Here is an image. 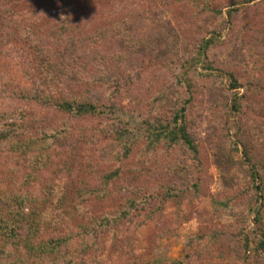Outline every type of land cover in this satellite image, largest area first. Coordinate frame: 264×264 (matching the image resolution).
I'll return each instance as SVG.
<instances>
[{"label":"rangeland","instance_id":"obj_1","mask_svg":"<svg viewBox=\"0 0 264 264\" xmlns=\"http://www.w3.org/2000/svg\"><path fill=\"white\" fill-rule=\"evenodd\" d=\"M0 7L12 10L19 23L49 26L48 21L56 16L59 21L69 22L72 28L79 27L88 40L79 42L72 59H78V64L86 67L84 80L99 77L100 69L104 70L103 56L96 61L93 57L97 59V54L109 47L103 55L111 71L129 85L123 98L116 97L112 110L98 117H72L25 100L24 91L44 89L46 84H42L32 54L22 42L10 36L15 32L13 27H5L4 31L0 26V127H25L28 131H34L36 125L68 127L63 138L48 149L44 164L33 169L24 165L20 172L14 171L16 162L0 164V186L32 192L47 200L45 203L40 199L34 211L36 215L42 211L38 216L41 226L38 239L45 241L56 233L60 236L76 234L80 232L78 225L91 226L92 221L117 213L125 206L123 197L109 196L101 200L88 195L85 207L82 206L87 214L81 216L75 208V195L71 194L80 183L72 184L68 188L72 191H68L63 183L65 176L68 170L74 169L73 163L81 168L85 161L98 163L99 148L114 134L110 122L126 128L131 154L125 167L133 168L135 162L137 167H142L139 161L146 155L143 146L147 135L144 121L154 117L149 103L142 98H148L145 89H168L170 95L159 101L157 107L166 117L179 107L169 99L176 98L180 106L184 103L189 129L201 143L200 172L196 171L187 181V177L164 175L163 166L156 174L154 166L148 164L150 166H143L142 174H131L130 182L141 181L138 188L132 187L131 196L145 195L147 203L135 207L129 217L116 226L110 224L105 230L98 229L95 236L85 233L83 240L87 245L78 259L87 264H174L184 257L185 247L196 236L203 244L208 242L210 252L195 264H237L242 261L237 236L245 230L253 241L252 257L248 252L251 259L247 264H257L256 258L264 264V252L254 243L264 231V214L260 222L253 220L258 202L248 175L238 168L233 169L230 171L232 184L228 186L213 162V148L205 142L208 129L215 127L226 134L222 142L217 143L221 150L226 143L244 137L264 155V0H0ZM230 9L234 12L228 15ZM49 35L44 41L40 36L36 40L48 44L54 58L56 42ZM212 35L216 43L210 47L209 57L216 69L207 71L199 64L203 55L197 48L202 39ZM226 73L240 79L242 87L231 89ZM89 83L94 84V81ZM65 85L66 82L47 83L51 91L63 94L67 93ZM80 88L75 86L72 92ZM85 88L89 89L88 83ZM233 98L240 108L235 114L231 111ZM18 137L24 139V135ZM29 152L35 153L34 148ZM9 154L18 156L17 152L8 151ZM186 156H190L189 151L178 150L168 159L171 162ZM161 161V164L166 163L164 158ZM65 163L69 167L63 166ZM29 173L31 179L22 186L23 178ZM198 177V188L191 187ZM94 181L92 177L83 185ZM168 187L175 191L179 187L177 195L175 199L162 201ZM62 189L68 192L59 219L53 215L52 202L59 197L56 190ZM228 199L232 200V209L222 204L216 208V202ZM25 212L30 213V210L27 208ZM235 212L245 220H237ZM52 229L57 231L52 232ZM75 240L73 246L78 245Z\"/></svg>","mask_w":264,"mask_h":264},{"label":"trees","instance_id":"obj_2","mask_svg":"<svg viewBox=\"0 0 264 264\" xmlns=\"http://www.w3.org/2000/svg\"><path fill=\"white\" fill-rule=\"evenodd\" d=\"M216 12L219 14L220 9L216 10ZM232 12H234V9L228 10L227 13L231 15ZM200 14L196 15L200 16ZM54 18L57 21H54ZM48 22L51 25L19 23L15 19L12 10L0 7V26L4 27V31L7 30L8 26L13 27L12 30L15 32H11L13 35L10 36H14V38H17L19 42H22L26 46L28 53L33 56L35 66L42 79V84H46V88L44 89L38 90L32 88L31 90L24 91L23 97L25 100L38 105L52 107L56 111L83 119L98 117L106 111L112 110L115 106L116 97L121 96L123 98L125 96V89L129 85L111 71L109 63L103 55L104 52L109 50V47H105L107 49L102 50V53H98L97 59L95 56L93 57V60L96 61L103 56L104 70L100 69V75L97 79H92L91 77L89 81H85L83 73L87 72L86 67L79 65L78 59L74 60L72 56L76 54L79 42L82 39H88L84 38V35L80 33L79 27L75 26V28H72L66 20L59 21L56 16H53ZM207 32L213 31L207 30ZM95 33L98 34V32ZM47 34H50L49 38L53 42H56L54 58L49 53L48 44H41L39 42L40 39L44 41V38H47ZM37 36H40L39 40H36ZM215 43V35H212L210 38L202 39L201 44L197 48V51L203 55V59L200 60L199 64L203 66L204 70L213 71L216 69L212 59L209 57L210 47ZM97 50L99 51V49ZM226 75L228 76L231 89L242 87L240 79L235 77L233 73H226ZM92 81H94V84L89 83ZM51 82L55 84L66 82L67 93L63 94L51 91L47 87V83ZM87 83L89 89L85 88ZM75 86H79L82 89L80 88L78 92L74 93L72 89ZM88 90L92 91V93H89ZM145 91H147L148 98L142 99L146 103H149L150 112H152L154 117L152 119H145L144 121L147 135L146 143L143 146V154L146 155L142 156V162L139 161L142 167H137L135 161L133 168L125 167V162L131 154V148L126 139V128L115 125V122H110L109 126H113L111 127V131L114 134L106 144L99 148L96 158L98 159V163L92 160L85 161L82 168L78 166L79 164L73 163L74 169L68 170V174L65 176L66 182H63L66 183L67 189L72 184L80 183V186L76 190H73L71 194L75 195L74 202L77 201L75 202V208L79 210L81 216L85 213L87 214L85 209L84 211L82 210V206L85 207L88 195H95L101 200L109 198V196L119 199L123 197L126 199L125 206L117 213L104 215L98 221H92L93 224L91 223V226L85 224L78 225L80 232L66 235L68 238L56 233L54 237H49L43 241L42 238L38 239L37 237L41 230L38 228L40 226L38 216L42 215V211L39 215H36L34 211L39 207L40 199H43L45 203L47 200L42 195L32 194V192L28 193V191L23 192L12 187L6 188L0 186V264H87L82 259H78L83 254V249L87 245L83 240L84 234L89 235L91 233L95 236L98 229L105 230L110 224L116 226L121 220H126L135 207L138 205L143 206V204L147 203L145 195L141 194L140 198L131 196L132 187L137 186L138 188V184L141 182L140 180L130 182L131 174L134 172L142 174L143 166H150L148 164L154 166L156 174L160 172L163 166L164 175L171 174L176 177H187V181L194 176L193 174L196 171L200 172L201 143L197 138L195 139V136L189 129L188 121L185 118V106L182 105L184 103L180 106L176 98L169 99V101L175 104L174 106L179 107H176V110L171 115L169 114L165 117L162 116L161 109L157 106L159 101L166 100L167 95H170L169 90L145 89ZM126 94L130 93L126 92ZM98 100L106 101V103H100ZM140 101L141 97H139L138 102ZM231 111L234 114L240 111L239 102L234 98L232 99ZM20 114L24 116L23 113ZM67 131L68 127L65 129V127L57 126L39 127L36 125L34 131H28L25 127H22V129H16L15 126L9 128L0 127V164L8 162L10 165L16 162L14 171L17 172H20L24 165L29 169H33L35 166L44 164L48 158V149L53 144H56L59 139L63 138L62 134ZM20 135H24V139L19 138L18 136ZM223 135L225 136L226 134L222 133L220 129L215 127L208 129V138L205 142L213 148V162L218 167L221 177L225 180V183H228V186L232 184V174H230V171L233 169L238 168L248 175L249 181L255 191V201L258 202V209L253 220L260 222L264 214V155L260 153L259 148H255L258 146L254 145L255 147H252L244 137H237L235 141L226 143V146L221 150V147L217 143L222 142L221 138H223ZM31 147L34 148L35 153L29 152ZM185 149L190 152L189 157L177 158L169 162L170 159L168 158L174 152H178V150L181 152ZM8 151L10 153L17 152L18 156L7 155ZM27 153L28 155H26ZM23 155L26 156L24 157ZM162 158H164V162L166 163L161 164ZM63 166L69 167V164L65 163ZM84 171L88 172L86 173L87 175H85ZM94 174L96 175L94 176ZM20 176L17 178L21 181ZM31 176V173H29L23 178V182H21L22 186L29 182ZM92 177L93 181H95L91 185L88 183L87 186H84V182ZM199 182L200 178L198 177L191 184V187L197 189ZM177 189L179 190V187ZM177 189L175 191L174 188L168 187L161 200L175 199ZM68 191H72V189H68ZM68 191L63 189L56 190L55 193L59 197L55 201L53 200L55 198H51L53 200L52 203H54L52 205L55 206L52 207V205L48 204L52 207L53 215H57L59 219L63 215V202ZM58 202L62 203L59 204ZM31 204L32 206H30ZM219 204H222L225 208H233L231 199L225 200L222 203L216 202V208ZM27 208L30 210V213L25 212ZM48 213L51 214V210H48ZM235 214L237 220L239 219L241 222L245 220L244 218L242 219L238 212H235ZM43 217H46L45 213ZM60 224L62 225L63 221ZM57 229H52V232H56ZM23 230L25 231L24 234L21 233ZM75 235L80 238H75ZM74 239L78 241V245L76 246H73L74 243L72 244ZM237 239H239V241H236L237 243L239 242L237 248H239L240 257H242V261L237 264H247L251 259L247 253L251 252L250 257H252L253 253L252 238L244 230L241 235L239 233ZM190 242L184 249V257L174 264H195L200 258L202 259L203 256L209 254L210 250L208 248L210 246H208V242L203 244L204 242L196 239V236H193ZM254 243L255 247L264 252V231L261 233L259 240ZM255 257L258 256L256 255ZM256 263L263 264L257 258Z\"/></svg>","mask_w":264,"mask_h":264}]
</instances>
